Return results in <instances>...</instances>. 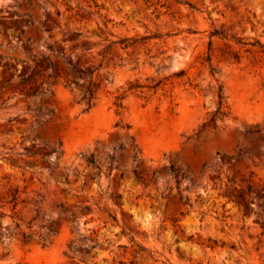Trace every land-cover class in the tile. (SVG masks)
<instances>
[{"label":"rangeland","instance_id":"rangeland-1","mask_svg":"<svg viewBox=\"0 0 264 264\" xmlns=\"http://www.w3.org/2000/svg\"><path fill=\"white\" fill-rule=\"evenodd\" d=\"M256 124L264 0H0V264H264Z\"/></svg>","mask_w":264,"mask_h":264},{"label":"trees","instance_id":"trees-1","mask_svg":"<svg viewBox=\"0 0 264 264\" xmlns=\"http://www.w3.org/2000/svg\"><path fill=\"white\" fill-rule=\"evenodd\" d=\"M218 33H220V32L217 29H214L212 31V34H218ZM156 36H157V34L145 35V36L140 37L139 41H143V39H147L150 37H156ZM137 41H138L137 39L131 40V38L122 37V38H120L118 43H121L123 48H127L131 45H135V43ZM116 42L117 41H114L113 43H116ZM237 42H241V41L237 40ZM106 48L107 47H105L103 52H106ZM234 57L238 58V54L236 52H234ZM160 82H161V80H158L152 86H157ZM45 85H46V80H42V79L39 80L35 77L29 78L26 76H20V79H19V88H20V90L24 91L27 95H30V94L43 95V94H46L47 91L49 90V87L45 86ZM139 86H142V85L130 82L129 88H136ZM98 89H99V83L91 81L86 86V88L83 90L81 97L79 99V102L84 104V110H88L94 104ZM211 95L213 98H215V109L207 112V114H208L207 118L201 122V124L198 126V129L196 132H199L200 130L207 128L211 124L213 125V127H216V119L217 118L222 119L223 117H225L229 114V108H228V105L226 102V98L224 95V90H223L222 84H218V85L214 86V88L212 89ZM122 98H123V95H117L116 96L117 100L115 103H116L117 107L121 106V99ZM248 131L251 133L252 132H258V133L264 134V127H260L258 124H256V125L251 126ZM88 159H89V161L93 162L92 158H88ZM171 170H172V173L174 174V176L177 177L178 172L174 171V169H171ZM252 186H253L252 182L249 181L247 183V187L250 188ZM22 234H23V236L27 235L26 232H23ZM30 235H31V233L28 234L27 236H30Z\"/></svg>","mask_w":264,"mask_h":264}]
</instances>
